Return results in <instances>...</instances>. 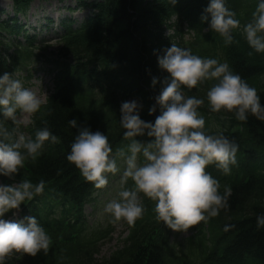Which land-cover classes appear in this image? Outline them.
I'll return each instance as SVG.
<instances>
[{"label": "trees", "instance_id": "obj_1", "mask_svg": "<svg viewBox=\"0 0 264 264\" xmlns=\"http://www.w3.org/2000/svg\"><path fill=\"white\" fill-rule=\"evenodd\" d=\"M4 1L12 3L13 16L0 20V38L8 36L11 42L5 46L0 39V74H12L19 63L36 56L31 49L33 36L25 34V44L16 40L24 28L18 18L26 14L32 2L48 0ZM75 1L92 13L77 26L70 20L61 21V48L50 69L53 91L31 115L30 124L20 127L33 138L37 129L47 127L58 142L46 141L41 154L26 160L13 178L0 176L5 185L22 179L45 181L43 192L26 200L18 210L22 219L37 218L50 243L35 256L14 253L4 264H264V228L256 227V217L264 214V120L249 115L246 121H239L232 113L212 112L207 103L199 107L205 118L204 130L209 134L223 132L238 150L229 174L214 165L206 169L219 181L221 193L225 186L231 189L227 207L216 217L191 227L193 233L182 244L176 243L177 232L155 218L154 202L143 198V215L129 225L122 247L104 259H96L99 244L109 230L89 229L85 208L96 188L66 160L77 134L68 120L76 119L78 126L106 134L113 151L127 143L119 123L123 101L136 100L140 118L154 122L159 107L152 115L149 109L168 76L158 66L157 56L171 43L201 57L226 61L256 88L264 104V53L252 51L241 32L252 19L257 0H226V6L240 20L229 45L210 30L207 21H201L209 0ZM185 28L192 34L189 40L184 39ZM167 29L171 33L165 35ZM153 77L157 78L154 87ZM211 84L206 81L184 91L204 97ZM6 126L9 130L15 127L11 121ZM136 139L148 142L150 138ZM225 225L231 227L225 231Z\"/></svg>", "mask_w": 264, "mask_h": 264}, {"label": "clouds", "instance_id": "obj_2", "mask_svg": "<svg viewBox=\"0 0 264 264\" xmlns=\"http://www.w3.org/2000/svg\"><path fill=\"white\" fill-rule=\"evenodd\" d=\"M201 21H207L210 30L218 33L226 45L233 43V30L240 28V20L226 6V0H209ZM241 32L252 51L264 53V0H257L252 19ZM157 63L168 76L149 109L152 115L159 107L154 122L140 118L136 100L123 101L119 123L127 143L113 151L106 134L78 126L76 119L68 120L77 134L66 160L97 189L109 183L108 174L120 173L119 188L102 209L111 221L134 224L142 217V199L147 198L154 202L158 221L174 232H183L216 217L227 207L231 189L225 186L221 193L219 181L206 169L214 165L229 174L238 150L223 132L209 134L204 130L205 118L199 107L207 103L212 112L232 113L237 120L246 121L249 115L264 120V104L256 88L226 61L201 57L171 43L163 55L157 56ZM206 81L212 84L204 97L185 94V88H197ZM151 84H157L156 77ZM43 104V98L25 87L15 73L0 74V176L13 178L26 160H35L41 154L46 141L58 142L47 127L37 129L34 138L20 130V125L27 123L24 118L37 113ZM7 121L15 127L9 130ZM145 135L150 138L148 142L136 139ZM44 187L42 179L37 183L22 179L11 185L0 184V264L13 253L35 256L47 250L50 237L35 216L4 218L41 194ZM229 227L225 225L224 230ZM256 227L264 228V214L256 217Z\"/></svg>", "mask_w": 264, "mask_h": 264}, {"label": "rangeland", "instance_id": "obj_3", "mask_svg": "<svg viewBox=\"0 0 264 264\" xmlns=\"http://www.w3.org/2000/svg\"><path fill=\"white\" fill-rule=\"evenodd\" d=\"M0 10H2L0 20L13 16L12 3L9 1L0 0ZM91 13L90 8L80 7L75 0H48L46 2H32L27 8L26 14L18 18L24 28L16 40L25 44L23 38L25 34L33 36L35 39L31 49L37 57L34 56L26 62L19 63L13 73H15V78L20 79L25 87L36 91L37 95L43 98L44 103L53 91L50 69L52 62L57 60L61 48L59 42L61 21L70 20L74 26H77ZM0 39L5 46L11 43L8 36H3ZM24 119L27 123L20 125L23 129L30 124V116ZM108 180L109 183L104 188H96L92 201L85 208L89 229L109 230L108 237L99 244L98 253L95 256L99 260L108 257L115 250L122 247L129 229V224L125 221L113 222L102 212L103 205L115 195L119 188L120 173L108 174ZM131 183L129 180L128 185L130 186ZM0 184L2 183L0 182ZM4 218L21 220L22 215L15 212L14 218L9 219L7 213ZM192 233L191 228L183 232H177L176 243L182 244ZM12 257H14V253L6 257L4 263Z\"/></svg>", "mask_w": 264, "mask_h": 264}]
</instances>
